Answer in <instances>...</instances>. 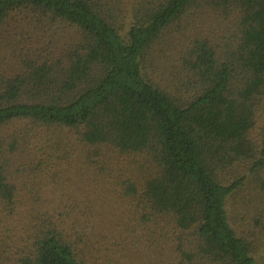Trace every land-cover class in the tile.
<instances>
[{"label":"trees","instance_id":"obj_1","mask_svg":"<svg viewBox=\"0 0 264 264\" xmlns=\"http://www.w3.org/2000/svg\"><path fill=\"white\" fill-rule=\"evenodd\" d=\"M33 22L0 69V217L17 211L18 175L44 166L10 127L70 129L109 163L145 159L126 195L139 224L171 226L172 260L257 264L264 0H0L1 34ZM22 246L16 264H89L53 230Z\"/></svg>","mask_w":264,"mask_h":264},{"label":"rangeland","instance_id":"obj_2","mask_svg":"<svg viewBox=\"0 0 264 264\" xmlns=\"http://www.w3.org/2000/svg\"><path fill=\"white\" fill-rule=\"evenodd\" d=\"M34 25L18 30L12 25L0 33V69L8 61L14 63L16 40L32 35ZM167 68H174V63ZM159 78L170 83L167 77ZM9 130L23 137L26 145L36 146L26 147L38 157L45 150L44 166L18 175L17 211L0 217V264H16L22 240L36 230L58 232L89 264H179L171 258L176 246L171 226L162 231L139 224L135 202L126 195L128 184L142 172L136 162L144 164L145 159L122 156L109 163L103 152L101 157L86 152L78 134L70 129L32 133L17 124ZM165 241L169 246L160 248ZM253 256L257 264H264V248Z\"/></svg>","mask_w":264,"mask_h":264}]
</instances>
